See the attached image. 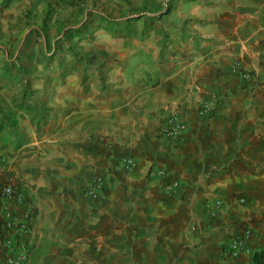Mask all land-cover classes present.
I'll return each mask as SVG.
<instances>
[{"label":"crops","instance_id":"0c3cea01","mask_svg":"<svg viewBox=\"0 0 264 264\" xmlns=\"http://www.w3.org/2000/svg\"><path fill=\"white\" fill-rule=\"evenodd\" d=\"M147 2L163 8L138 21L147 32L102 16L108 32L79 40L74 66L19 67L0 50V176L23 195L12 209L31 213L30 264H254L228 255L246 227L264 251V0ZM34 4L0 0V22ZM174 112L187 130L172 141L160 126ZM92 169L106 174L97 200L84 195ZM171 177L181 186L166 194Z\"/></svg>","mask_w":264,"mask_h":264},{"label":"rangeland","instance_id":"374dc122","mask_svg":"<svg viewBox=\"0 0 264 264\" xmlns=\"http://www.w3.org/2000/svg\"><path fill=\"white\" fill-rule=\"evenodd\" d=\"M34 2L31 9L23 11L22 16L18 15L15 27H12L13 24L6 27L0 22V45H4L0 50L16 51L18 56L16 65L19 67H22L24 62L25 64L30 62L33 66L39 64L41 60L45 65L56 63L58 66H74L83 60L79 57L78 41L86 40L85 45L93 47L97 41L92 35L108 32L100 17L121 21L133 20L131 25L134 26L128 30L133 33H144L149 26L138 25V21L157 18V11L163 10L162 6L158 9L153 8V4L147 0H34ZM85 23L90 26L84 27L78 38L73 39L76 36L74 32L73 35H61L64 28L66 31L71 28L76 30ZM92 26L95 29L99 28V31L89 29ZM24 35L25 42L22 41ZM30 37L31 41L26 43ZM75 39L77 42H74ZM45 41L49 55L43 47Z\"/></svg>","mask_w":264,"mask_h":264},{"label":"built area","instance_id":"2783aa9c","mask_svg":"<svg viewBox=\"0 0 264 264\" xmlns=\"http://www.w3.org/2000/svg\"><path fill=\"white\" fill-rule=\"evenodd\" d=\"M231 73L244 81L252 78L251 71L243 68L242 64L235 62L231 66ZM217 95L214 100H217ZM214 103L206 102L199 108L198 114L201 117H208L214 111ZM187 130V123L180 112H174L168 116L160 126V134L168 140H179ZM122 168L129 170L134 166V159L127 155H122L118 161ZM160 175L165 176L166 172L160 170ZM106 174L92 169L87 173V180L84 186V195L90 200H97L104 195ZM181 183L177 178H167L163 189L166 194H173L180 188ZM20 193L13 182L0 176V264H30L31 255L26 236L30 233L31 213L26 210L22 213L15 212L9 205V201L16 198L22 200ZM219 209L220 202L215 204ZM250 228L246 227L242 233L237 235L228 247V255L236 257L241 253L255 255L260 251L253 252L248 246V239L252 236ZM264 264V254L260 260Z\"/></svg>","mask_w":264,"mask_h":264},{"label":"trees","instance_id":"16d2710c","mask_svg":"<svg viewBox=\"0 0 264 264\" xmlns=\"http://www.w3.org/2000/svg\"><path fill=\"white\" fill-rule=\"evenodd\" d=\"M88 26H90V24H87V23H85L84 25H83V27H81L78 31H77V35L78 34H80L83 30V28L84 27H88ZM94 27H90L89 29H93ZM263 254H264V251H260L259 253H256L254 256H253V262H254V264H260V260H261V258L263 257Z\"/></svg>","mask_w":264,"mask_h":264}]
</instances>
